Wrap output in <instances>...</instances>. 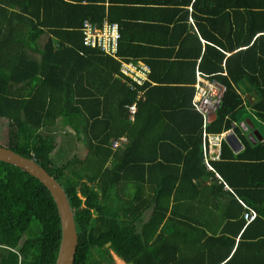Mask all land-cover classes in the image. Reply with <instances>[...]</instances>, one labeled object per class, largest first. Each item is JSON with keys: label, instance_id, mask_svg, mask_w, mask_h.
<instances>
[{"label": "trees", "instance_id": "16d2710c", "mask_svg": "<svg viewBox=\"0 0 264 264\" xmlns=\"http://www.w3.org/2000/svg\"><path fill=\"white\" fill-rule=\"evenodd\" d=\"M213 3L201 8L208 17H198L197 31L182 37L177 53L164 56L159 48L149 49V79L137 84L122 73L120 60L136 61L130 55L138 56L137 46L119 40L117 59L82 42L83 21H102L104 6L82 0H0L4 146L34 159L63 187L77 231L74 264H113L114 255L126 264H166L155 259L174 241L168 226L201 221V209L210 201L201 188L207 178L217 184L215 198L226 199L223 218L235 226L229 233L264 238V139L250 140L239 126L243 114L264 126V0ZM180 22L186 27L185 20ZM197 71L226 87L207 131L232 129L244 146L235 153L223 142L213 171L203 158L204 119L193 105L190 85ZM60 126L72 129L85 145L84 158L57 161L54 129ZM124 134L128 140L113 148ZM150 207L149 219L137 230ZM250 210L256 215L248 221L244 213ZM60 240L50 191L0 160V264H55Z\"/></svg>", "mask_w": 264, "mask_h": 264}, {"label": "crops", "instance_id": "0c3cea01", "mask_svg": "<svg viewBox=\"0 0 264 264\" xmlns=\"http://www.w3.org/2000/svg\"><path fill=\"white\" fill-rule=\"evenodd\" d=\"M213 1L214 0H185L184 2L181 0H82V3L100 4L104 6L105 11L103 20L115 22L119 25L121 43L124 45L132 43L140 50L138 56L130 55V57L134 59L137 58V60H141L149 66V63L145 61V59L148 58V54H150L151 50L149 51V49L152 48L154 50L155 48H159L157 49L158 53H163L164 56L168 55L171 51L177 53L182 37L187 35L188 32H192V28H195L197 31L196 22L200 23L198 17H208V14H201V8L204 9V11L210 9L214 5ZM181 7L188 11L180 10ZM176 9L178 10L177 12L175 11ZM210 17H212V15ZM181 20H185L186 27L184 24L182 26ZM221 27L223 29L224 25ZM225 27H227V25H225ZM207 28L210 29V25L207 26ZM175 38H177L176 43L174 42ZM201 41L204 44L205 40L203 38H201ZM141 47L143 50H141ZM173 57L174 56H172V59ZM198 72L199 71H197V73ZM190 86L195 88L194 83ZM239 126L241 134L243 133V129L247 132H251L250 129L246 128L243 122L239 123ZM124 135L128 136L127 134ZM236 136L238 137L237 134ZM262 139H264V137ZM243 147L242 145L237 151L231 149L236 153L241 151ZM214 177L218 180V183L221 182L218 174ZM216 185L217 184L212 181V178H207V181L205 180L201 186L204 190V197H208L210 201L201 209L200 219H198L201 220L200 222H190L191 226L180 223L176 224V228L168 226L169 228L167 231H170V233L171 231L174 232V241L171 246L168 247L169 250H165L164 254L157 255L155 259L156 262L161 259H166V264H264V238H261V233L246 238H240L241 232L236 236H233V233H229V231L233 232V230H235V226L233 227L227 218H223L224 211H228L229 209L225 207V198H223L222 201L215 198L220 195V193L218 194V192L216 193L215 191ZM223 189L227 190L228 186L223 184ZM131 192H133V188L130 186L126 194L128 198L132 196ZM148 192H150L149 187L146 188L145 193ZM152 209L153 208L150 207L143 212L142 221L136 223L135 227L137 230L143 229V226L152 213ZM195 213L199 215L198 211H195ZM248 223L249 222H247L246 225ZM162 225L161 228H164ZM224 228H227V230L229 229L228 232L225 231ZM185 236L186 238H184ZM232 239H234V242ZM150 243H152V241H150ZM159 244L160 243H157V246H159ZM232 244L233 246L230 254L225 256L226 258L223 261H218L219 257L225 254L229 245ZM114 256L120 259L116 255ZM120 260L126 264L122 259Z\"/></svg>", "mask_w": 264, "mask_h": 264}, {"label": "built area", "instance_id": "2783aa9c", "mask_svg": "<svg viewBox=\"0 0 264 264\" xmlns=\"http://www.w3.org/2000/svg\"><path fill=\"white\" fill-rule=\"evenodd\" d=\"M81 32L83 35L82 42L85 46L97 48L107 55L120 59L118 51L121 33L117 23L107 20L95 22L85 19L81 26ZM120 60L122 73L129 76L137 84H142L149 79L151 69L145 62L141 60ZM225 89V85L220 82L204 77L200 72L197 73L193 105L204 119L201 131L203 136V158L206 167L212 171V162L221 159L222 145L223 142H226V136L232 132L235 133L232 129L221 132H209L206 129L207 124L216 115ZM130 111L132 114L135 112V104H132ZM127 140L128 136H121L112 142V147H121L122 142ZM250 211L244 213V218L248 221L256 215L254 211Z\"/></svg>", "mask_w": 264, "mask_h": 264}, {"label": "water", "instance_id": "95a60500", "mask_svg": "<svg viewBox=\"0 0 264 264\" xmlns=\"http://www.w3.org/2000/svg\"><path fill=\"white\" fill-rule=\"evenodd\" d=\"M243 123L246 128L251 130L248 137L250 140L252 139L254 142L262 140L263 137L259 129L255 128L249 119H246ZM226 142L234 151L239 150L243 145L241 140L233 132L226 136ZM0 160L15 165L39 179L50 191L55 201L61 223V240L55 264H74L78 241L77 231L73 210L70 207L67 195L61 184L34 159L23 156L2 144H0ZM108 245L109 243H107Z\"/></svg>", "mask_w": 264, "mask_h": 264}, {"label": "rangeland", "instance_id": "374dc122", "mask_svg": "<svg viewBox=\"0 0 264 264\" xmlns=\"http://www.w3.org/2000/svg\"><path fill=\"white\" fill-rule=\"evenodd\" d=\"M243 115L242 116L244 117V119L241 121H244L248 118L246 114H243ZM0 122H1L0 142L2 145H5L6 138H7V129H8L7 120L4 118H1ZM253 122H254L253 124L256 125L255 127L259 129L260 132L264 135V126L256 120H253ZM242 132L244 133V135L249 137L250 132H247L244 129L242 130ZM54 136H55V141H56V150L59 152V155L57 157V161H59V163L65 162L68 159L72 158L73 156L84 158L85 155L87 154V148L82 142L77 141L74 131L70 129L69 127H64L62 128V130H61V126L56 127L54 129ZM24 238H26V236H24ZM23 241L24 240H21V243ZM113 264H124V263L120 259H117L114 256Z\"/></svg>", "mask_w": 264, "mask_h": 264}, {"label": "bare ground", "instance_id": "6f19581e", "mask_svg": "<svg viewBox=\"0 0 264 264\" xmlns=\"http://www.w3.org/2000/svg\"><path fill=\"white\" fill-rule=\"evenodd\" d=\"M160 1V0H159ZM264 5V4H263ZM170 8V7H169ZM244 9V8H243ZM114 12V11H113ZM262 13V12H261ZM108 18V17H107ZM144 20V19H143ZM147 25H149V24H147ZM213 25V24H212ZM209 26V25H208ZM211 26V25H210ZM149 27H151V26H149ZM216 28V27H215ZM154 29V28H153ZM212 29H213V27H212ZM231 30V29H230ZM121 38V37H120ZM147 40H149V39H147ZM165 40V39H164ZM150 41V40H149ZM175 42V41H174ZM163 45V44H162ZM149 47V46H148ZM162 51V50H161ZM230 51V50H229ZM144 52V51H143ZM155 53V52H154ZM161 54H163V53H161ZM176 55V54H175ZM218 55V54H217ZM221 55H222V53H221ZM216 57H218V56H216ZM127 60V59H126ZM195 80V79H194ZM128 113V112H127ZM193 119V118H192ZM216 120V119H215ZM230 126V125H229ZM119 155V154H118ZM147 166V165H146ZM264 176V175H263ZM199 177V176H198ZM262 180V179H261ZM258 185H260V184H258ZM263 185V184H262ZM262 185H260V186H262ZM257 191V190H256ZM260 191V190H259ZM261 191H264V189L262 190L261 189ZM262 193V192H261ZM259 195H260V192H259Z\"/></svg>", "mask_w": 264, "mask_h": 264}]
</instances>
